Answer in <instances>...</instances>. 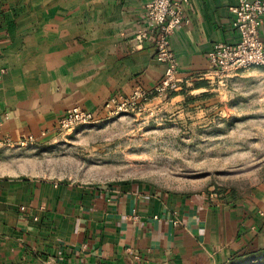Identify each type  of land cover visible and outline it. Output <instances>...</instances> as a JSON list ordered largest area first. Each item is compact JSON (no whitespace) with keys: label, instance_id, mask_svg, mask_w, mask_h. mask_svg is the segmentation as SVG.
Wrapping results in <instances>:
<instances>
[{"label":"crops","instance_id":"obj_1","mask_svg":"<svg viewBox=\"0 0 264 264\" xmlns=\"http://www.w3.org/2000/svg\"><path fill=\"white\" fill-rule=\"evenodd\" d=\"M145 1L0 0V150L49 141L69 109L99 115L161 80L152 45L134 41ZM235 3L190 0L170 42L180 84L203 80L213 45L237 42ZM2 175L0 264H228L264 248V189L210 197Z\"/></svg>","mask_w":264,"mask_h":264},{"label":"rangeland","instance_id":"obj_2","mask_svg":"<svg viewBox=\"0 0 264 264\" xmlns=\"http://www.w3.org/2000/svg\"><path fill=\"white\" fill-rule=\"evenodd\" d=\"M199 83L102 111L46 142L3 148L2 176L90 186L134 181L217 197L264 189V68ZM228 264H264V248Z\"/></svg>","mask_w":264,"mask_h":264},{"label":"built area","instance_id":"obj_3","mask_svg":"<svg viewBox=\"0 0 264 264\" xmlns=\"http://www.w3.org/2000/svg\"><path fill=\"white\" fill-rule=\"evenodd\" d=\"M190 0H146L142 28L134 35L136 45L149 42L153 60L164 66L161 80L149 90L134 91L128 97H110L103 106L105 112H119L127 107L140 106L174 90L181 83L177 62L170 48L171 37L189 25L185 9ZM238 35L234 45L215 44L207 53L208 73L203 78L252 67L264 68V41L260 27L264 21V0H236L229 8ZM264 35V31H263ZM94 115L73 107L58 122V130L90 123ZM210 197L216 195L210 194Z\"/></svg>","mask_w":264,"mask_h":264},{"label":"trees","instance_id":"obj_4","mask_svg":"<svg viewBox=\"0 0 264 264\" xmlns=\"http://www.w3.org/2000/svg\"><path fill=\"white\" fill-rule=\"evenodd\" d=\"M203 84V83H202ZM233 197H235L234 195H232Z\"/></svg>","mask_w":264,"mask_h":264}]
</instances>
